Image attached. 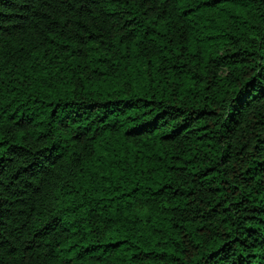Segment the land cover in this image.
<instances>
[{
    "label": "trees",
    "instance_id": "obj_1",
    "mask_svg": "<svg viewBox=\"0 0 264 264\" xmlns=\"http://www.w3.org/2000/svg\"><path fill=\"white\" fill-rule=\"evenodd\" d=\"M0 264H264V0H0Z\"/></svg>",
    "mask_w": 264,
    "mask_h": 264
}]
</instances>
